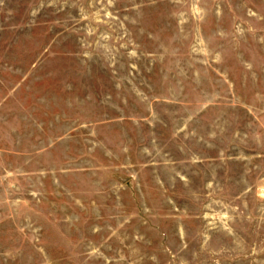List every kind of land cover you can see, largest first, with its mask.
<instances>
[{"label": "rangeland", "instance_id": "obj_1", "mask_svg": "<svg viewBox=\"0 0 264 264\" xmlns=\"http://www.w3.org/2000/svg\"><path fill=\"white\" fill-rule=\"evenodd\" d=\"M0 264H264V0H0Z\"/></svg>", "mask_w": 264, "mask_h": 264}]
</instances>
